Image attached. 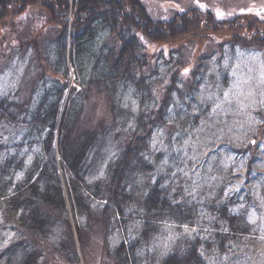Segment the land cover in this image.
<instances>
[{"label":"rangeland","instance_id":"obj_1","mask_svg":"<svg viewBox=\"0 0 264 264\" xmlns=\"http://www.w3.org/2000/svg\"><path fill=\"white\" fill-rule=\"evenodd\" d=\"M142 1L153 19L177 16L179 24H185L168 41L139 33L144 47L137 54L145 63L141 66L139 61L133 71L149 81L147 103L166 115L152 131L148 147L143 146L151 168L137 167L142 172L127 183L136 210L152 187L158 188V194L154 192L158 206L159 199L167 202L165 217L142 252L158 261L184 240L198 235L211 238L220 232L228 226L223 217L240 216L247 230L236 233L225 228L230 233L227 251L207 248V258L216 264H264V0ZM190 8L199 11L195 16L186 14L182 23L179 13ZM60 12L46 0L0 3V102L6 98L31 104L23 110L12 106L13 117H2L0 111V185L4 182L6 190L10 186L5 196L0 193V264H117L109 252L137 237L143 227L141 217L130 219L126 227L107 224L104 201L79 190L77 180L73 209L62 166L60 178L53 180L56 190L63 187L66 215L56 206L50 209L56 230L48 232L51 236L33 233L29 219L19 222L21 215L30 217L32 211H6L5 197L18 187L33 195L23 183L36 178L29 168L34 158H44V142H55L58 148L59 126L50 140L51 135L43 139L47 130L32 129L35 106L47 88L66 82L64 102L71 96L78 100V115L67 131L74 148L85 142L88 132L98 136L85 158L88 185L109 179L139 112L133 81L120 83L109 90L110 95L99 85L104 81L103 62L95 66L92 59L75 66L69 53L70 34L65 62L59 60L55 25L66 19ZM101 35L97 39L101 47L118 45L113 35L106 31ZM171 48L177 53H170ZM113 96L119 104L114 113ZM56 156L61 162L58 152ZM39 185L44 186L43 194L45 184ZM17 195L27 197V193ZM41 210L47 212V206L43 204ZM65 240L67 255L58 249V242Z\"/></svg>","mask_w":264,"mask_h":264},{"label":"trees","instance_id":"obj_2","mask_svg":"<svg viewBox=\"0 0 264 264\" xmlns=\"http://www.w3.org/2000/svg\"><path fill=\"white\" fill-rule=\"evenodd\" d=\"M7 1L13 2L14 0H0V3L7 4ZM30 1L33 3L37 1L43 2V0ZM46 1L50 8H57L59 12L61 11L62 19L63 17L66 18L65 22L61 21L55 25L59 60L64 59L65 62L67 36L70 34L71 50L69 53L70 59L75 66L81 67L86 62L90 63L92 59H95V66H99L100 63L103 62L104 71L102 74L104 81L99 82V85L104 87L106 90L105 93L109 90H116L120 83H129L133 81L134 86L138 88L136 95L139 100L140 108L136 116L134 128L121 150L120 158L116 161V165L111 170L109 179L103 181V183L97 182L96 184L88 185L86 181L85 158L89 153L87 152L88 148L90 146L91 148L95 146L98 136L95 132H88L83 136L85 137V142H80L78 146L74 145V148L73 145H71L72 137H70L67 131L72 123V118L78 115V100L75 96H71L68 101L64 102V94L68 89V83L66 82L55 84L51 88H47L45 96L43 97L44 99L35 106V112H33L34 126H32V129L35 130L37 128V132L41 129L47 130V135L44 134L43 137L45 140V136H50L59 126L60 142H58V148L57 146L55 147V142H44V158H34L29 168L30 172L37 175L36 178L34 180L31 178L26 179L23 183V185L27 184L26 186L29 191H32V197L29 196L27 191H24L25 188L18 187L15 193L5 197V201L7 202L6 211L10 212L12 209L15 211L23 210L21 212L25 214L32 211L33 214H31L30 217L21 215L19 222L24 223L25 220L29 219V225L33 233H42L44 237L51 236L56 230H54L55 226L51 221V218L55 217L50 213V209L56 206L62 215H66V199L62 189L63 187H58L56 190V185L54 184V180L60 178L59 166H62L63 174L66 176L65 181L73 209L72 193L77 191L75 188V180H77L79 190L87 192L86 194L91 196V198L104 201L105 206L102 211L108 216L107 224H120L126 227V225H129L130 219L142 218L143 227L139 235L137 237L131 236L128 240L120 243L118 247L109 252L115 256L117 264H216L210 258H207V248L213 251H216V249L219 251L217 248L219 246L222 251L226 252V246L230 245V233L225 232V228L230 227V229L236 233L247 230L245 221H243L240 216L236 218L233 216L223 217L225 224L228 226L220 228V232H217L211 238L198 235L193 239L189 238L184 240L180 245L172 249L170 253L164 257H160L158 261H156L154 256H145L142 249L150 242L154 233L157 231L158 222L162 221L160 219L165 217L167 202L157 198L161 202L160 206H158V203L154 201V192L158 188L152 187L148 194L144 196V198L147 197V200L143 202V198L136 210L135 205H131L130 203H136V200L127 187L129 179L132 180L136 172H142L143 168L137 170V167L139 168V166L145 164L144 167L151 168V162L149 159H145L148 154L143 150V146L146 145L148 147L154 132L153 130L166 117V115H163L162 111H160V113H158V111L156 112L154 105L147 103L150 95L147 89L149 81L145 78H140V76H137V71H133L134 65L138 64L139 61L141 62V66L145 63L143 60L141 61L140 56L137 54L143 46L139 33H143L142 37H148L156 41H168V38L182 32V27L185 26V24H179L177 16L170 20L153 19L151 15L147 13V9L142 0ZM71 7L74 8L71 10ZM198 11L199 9L197 8H190V10L187 9L185 12L179 13L182 23L186 21V14L190 13L192 16H195ZM157 25L166 26L158 27ZM194 27L195 29L198 28V26L195 25ZM102 31H106L107 34L113 35L118 45H113L108 49L101 47L97 39H100L102 36ZM60 39L62 42H60ZM261 41L263 42L264 40ZM119 47L120 49H118ZM170 53H177V50L171 48ZM108 65L110 70L107 69ZM71 91L75 92V89L71 87ZM111 94L110 92V95ZM29 103L28 101V104L26 102L18 104L3 98L0 102V111L3 113L2 117H13V113L10 112V110H13L11 108L12 106H18L22 110L27 108L30 109L31 104ZM166 105V102L163 101L161 106L162 110H164ZM118 106L119 104L113 96L111 100L112 113L118 110ZM62 107L63 110H61ZM60 114L62 115L61 119H59ZM106 131L107 130H105V132ZM40 132L41 131H39V134ZM52 136L53 134L49 137V140ZM57 152L60 155L61 162L57 161ZM132 168H135V170L132 171ZM40 183H44L46 187V189L43 190V194H41L42 191L40 189H43L44 186L42 187L39 185ZM5 187L6 184L1 182L0 193L4 196L9 191L10 186L7 190ZM18 193H27V197H19V195H17ZM43 204L47 206V212L41 210ZM82 204L83 202H80V205ZM122 228L124 229L123 226ZM48 232L51 234L49 235ZM65 234H67V232H64L62 236H65ZM58 243H61V246L58 248L59 251L61 249L64 255H67L70 251L66 240ZM105 247V249H108L106 243ZM28 256L29 258L31 257V252H28Z\"/></svg>","mask_w":264,"mask_h":264},{"label":"snow or ice","instance_id":"obj_3","mask_svg":"<svg viewBox=\"0 0 264 264\" xmlns=\"http://www.w3.org/2000/svg\"><path fill=\"white\" fill-rule=\"evenodd\" d=\"M187 71V70H186Z\"/></svg>","mask_w":264,"mask_h":264}]
</instances>
